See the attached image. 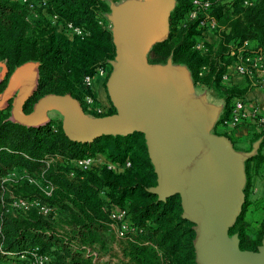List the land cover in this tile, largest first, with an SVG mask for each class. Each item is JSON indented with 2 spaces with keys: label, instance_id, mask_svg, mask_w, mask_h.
<instances>
[{
  "label": "trees",
  "instance_id": "obj_1",
  "mask_svg": "<svg viewBox=\"0 0 264 264\" xmlns=\"http://www.w3.org/2000/svg\"><path fill=\"white\" fill-rule=\"evenodd\" d=\"M176 1L169 16L168 38L151 48L148 62L165 63L170 58L174 64L185 65L194 84L221 94L225 118L233 99H243L246 93V89L221 84L234 60L229 53L248 41L255 47L264 45V0L249 8L241 0H208L223 30L217 49L207 37L205 53L193 49L199 35L196 23L180 27L189 0ZM32 2L44 3L45 8H39L38 18L30 21L35 11L29 9ZM107 11L105 0H0V62L6 65V77L25 64H37L38 85L23 106L25 114L48 94L69 95L78 101L90 96L97 102L83 80L94 77L100 67H109L108 75L111 70L108 61L114 58L115 47L103 22ZM52 16L81 28L85 36H70L63 27L51 25ZM203 67L208 72L200 77ZM10 109V105L0 109V264H29L35 252L46 255L47 264H98L95 251L99 255L114 252L115 235L103 211L108 205L126 207L129 222L142 229L137 235L115 237L123 244L115 264H161L159 253L171 264H196L194 224L182 217L180 197L159 200L149 191L157 186V176L142 133L103 135L90 143H78L65 135L60 122L26 127L10 119ZM96 154L112 162L128 160L130 167L121 174L102 168L70 177L67 166L48 164L52 158L72 160ZM262 167L261 153L245 162L247 187L252 171ZM14 169L24 174L3 182ZM45 186L52 188L49 196L42 190ZM11 196L38 199L59 214L43 218L35 210L17 211L11 206ZM246 198L247 194L228 235H237L242 251L255 252L264 236V219L259 223V236L252 239L246 232Z\"/></svg>",
  "mask_w": 264,
  "mask_h": 264
},
{
  "label": "water",
  "instance_id": "obj_2",
  "mask_svg": "<svg viewBox=\"0 0 264 264\" xmlns=\"http://www.w3.org/2000/svg\"><path fill=\"white\" fill-rule=\"evenodd\" d=\"M170 14L165 18V34L159 31L152 39L131 44L118 36L112 38L115 56L108 61L111 72L106 85L115 114L89 120L76 99L54 94L38 99L25 114L23 106L38 85L36 63L11 73L16 77L8 84L0 109L8 106L14 92L26 85L10 109V119L20 125H47L49 111L56 108L71 115L62 130L78 143H90L103 135L142 133L157 176V186L149 191L156 193L159 200L180 197L182 217L194 224L196 264H264V236L255 252L240 251L239 240L227 238L245 201L238 164L242 163L246 176L245 162L258 154L259 143L252 153H237L227 138L211 132L220 109L208 106L205 95L195 101L190 99L191 87L190 91L177 92L176 87L155 75L157 70L148 62V53L154 45L167 40ZM0 66L1 84L7 68L4 63ZM183 72L173 70L170 78L186 85L191 73L186 76Z\"/></svg>",
  "mask_w": 264,
  "mask_h": 264
},
{
  "label": "built area",
  "instance_id": "obj_3",
  "mask_svg": "<svg viewBox=\"0 0 264 264\" xmlns=\"http://www.w3.org/2000/svg\"><path fill=\"white\" fill-rule=\"evenodd\" d=\"M258 0H241L242 6L249 8L253 7ZM27 2V0H23ZM36 7L45 8L44 3L32 2L29 3V9L34 11ZM195 22L196 30L199 35L194 39L193 49L201 53L207 52L208 46L205 44V40L210 35H215L220 40V34L223 27L218 23L217 19L212 15L211 3L208 0H189V9L186 12L183 19L180 21V27H185L187 24ZM50 23L53 26H61L65 29L66 33L70 36L83 38L85 36L84 31L81 28L75 27L70 23H61L56 16H52ZM103 25V24H102ZM229 57L234 58L231 67L234 73L238 76L243 77L252 86H259L264 91V45L263 46H250L248 42H244L241 47L236 50H231ZM228 67V68H229ZM227 68V70H228ZM226 73L221 78V83H225L229 74ZM208 72V68L203 67L199 71V76H204ZM108 75L107 67H100L97 69L95 76L106 78ZM93 77H85L83 82L91 89ZM85 104L88 110L100 112V106L97 107L98 103L90 96L85 97ZM221 124L230 129L238 127H245L247 125H255L259 130L264 132V113L262 107L259 104H253L247 106L243 99H233L230 104V111L222 121ZM60 162L61 164L69 168V176L75 177L78 173H86L90 171L98 172L102 168L121 174L130 167V162L125 160L122 163L109 161L104 155L96 154L85 158H77L72 160H63L61 158L50 159L48 164ZM24 174L23 170L14 169L8 177L3 179V182L15 179L16 172ZM30 183H36V181L29 180ZM43 192L46 196H49L52 188L50 186L43 187ZM11 206L21 212H27L29 210H35L43 218L56 217L59 212L45 204L38 199H27L21 197L11 196ZM103 211L110 220V229L117 239L123 238L126 235H137L142 232V229L132 225L128 220L127 209L105 206ZM93 255H95L93 253ZM161 264H171L167 259L162 257ZM49 258L46 255L35 252L30 260L29 264H47Z\"/></svg>",
  "mask_w": 264,
  "mask_h": 264
},
{
  "label": "crops",
  "instance_id": "obj_4",
  "mask_svg": "<svg viewBox=\"0 0 264 264\" xmlns=\"http://www.w3.org/2000/svg\"><path fill=\"white\" fill-rule=\"evenodd\" d=\"M17 1L23 2V0ZM105 3L108 6V11L103 14V22L105 27H107V29L110 31L112 38L118 36L122 40L128 42V44H131L152 39L157 34H159V31L160 34H165L164 26L166 15L168 12H172V10H174L177 1L105 0ZM219 42V38L215 35H210L208 37V43L214 47V49H217ZM248 44L250 46L255 45V43L251 41H248ZM151 64L157 70L155 75L163 77L169 85L176 87L175 89L177 92L185 90L190 91L188 88L191 87L192 96L190 99L193 98V101H195L194 99L205 95L206 91L202 92V94L199 96L196 95L197 89L201 88L199 86L202 85L194 84L191 75L190 78L187 76V73L190 71L185 65L174 64L169 60L165 63ZM107 68L109 69V67ZM177 69L184 71V75L187 76L186 85H181L178 83L179 81L177 78H170L173 70ZM227 72L229 74V78L225 83L221 84L226 88H238L241 90L246 89V93L243 97L244 102L247 104V106L259 104L262 107V111L264 113V91L261 90L260 87H248L247 81L243 77L236 75L231 67L228 68ZM107 78L104 79L99 76L93 77L91 90L94 96L100 93L102 90V84ZM221 101L222 102L212 105V107L215 106L220 109V111L217 116V121L214 122L211 132L215 135L227 138L231 142L234 151L239 154L252 153L253 149L259 143L257 153L264 155V146H262L264 132L259 130L255 125L250 124L245 127H238L235 129L224 127L221 124V121L224 119V101ZM48 117L51 121L52 119L49 113ZM251 182L252 192L248 198L249 201L246 213L251 218L253 216H258L260 218V223L264 219V170L262 173H260V175L258 174V177L251 179Z\"/></svg>",
  "mask_w": 264,
  "mask_h": 264
},
{
  "label": "rangeland",
  "instance_id": "obj_5",
  "mask_svg": "<svg viewBox=\"0 0 264 264\" xmlns=\"http://www.w3.org/2000/svg\"><path fill=\"white\" fill-rule=\"evenodd\" d=\"M38 10H39V7H36L34 13H31L30 16H29V19L30 21H33V19H37L38 18ZM113 60V59H112ZM0 63H3V62H0ZM2 70L3 68L0 66V75L2 73ZM16 75V73H15ZM16 76H14V74L12 75H9V77H5L4 80L1 82L0 84V100L8 86V84L10 83V81L15 78ZM107 79L103 82L102 84V90L100 91L99 94L96 95V98H97V107L100 106V109L102 111L100 112H97V111H93V110H88L87 109V106L85 104V101H78L79 104L81 105L85 115L88 117L89 120H92V119H98V118H101L103 116H106L108 114V112H112L113 114L116 113V108L113 106L111 100H110V97L108 95V92H107ZM248 84V87H251L252 85L247 82ZM27 86H23L22 88L18 89L17 91L14 92V94L12 95V99L9 101V105H10V108L12 107V102L13 100L19 96L21 94V92L26 88ZM201 88H198L197 89V93L196 95L199 96L200 94H202V92H205V96L207 97L208 99V102L209 103L208 105H214L215 103H218V102H222L221 100L222 97H221V94L219 93H215V92H212L210 89H202V88H206V87H202V86H199ZM259 87L258 85L256 86L255 85V88ZM252 88V87H251ZM36 103H33L32 107H31V110L33 108V106L35 105ZM215 107V106H214ZM49 115L51 117L52 120H55V121H58L60 122V125H61V128L63 126V124L65 122L68 121V119L71 118V115L62 111V110H58L56 108H54L53 110H50L49 111ZM109 116V115H107ZM263 133V132H262ZM241 166H242V163H239L238 164V175L240 176V179H241V188L243 189L244 191V194H247V202L249 201V196L252 192V182H251V179H254V177H258V174L260 175V173L263 172L264 170V167L260 168V170L258 172H253L252 171V175H250V179H249V185L247 187V176L244 175L242 169H241ZM16 172V171H15ZM21 173H18V171L16 172V176H20ZM247 187V188H246ZM247 189V191L245 190ZM245 221L248 223V228L246 230L247 234L252 238V239H256L258 236H259V221H260V218L258 216H253L252 218L248 216V214L245 212ZM227 238L228 240H233V239H237L236 235H227ZM262 240V239H261ZM261 245V242L258 246ZM114 247V252H112L113 254H103V255H99L98 253H96V251L94 252V256H96L97 260L96 262H98V264H115L116 261H117V257L116 255L118 254H121V248L123 246V244L121 243V241H118L115 239L114 237V241L112 242V245ZM240 251H242L240 248H239Z\"/></svg>",
  "mask_w": 264,
  "mask_h": 264
}]
</instances>
